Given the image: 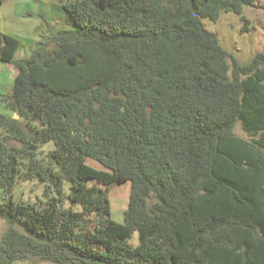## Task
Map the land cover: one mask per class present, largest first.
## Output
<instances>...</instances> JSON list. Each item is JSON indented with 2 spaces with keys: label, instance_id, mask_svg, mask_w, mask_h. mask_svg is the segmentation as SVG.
<instances>
[{
  "label": "trees",
  "instance_id": "16d2710c",
  "mask_svg": "<svg viewBox=\"0 0 264 264\" xmlns=\"http://www.w3.org/2000/svg\"><path fill=\"white\" fill-rule=\"evenodd\" d=\"M256 1L57 0L63 27L20 57L0 33V264H264V51L241 64L202 22ZM30 178L44 198L14 199Z\"/></svg>",
  "mask_w": 264,
  "mask_h": 264
},
{
  "label": "rangeland",
  "instance_id": "374dc122",
  "mask_svg": "<svg viewBox=\"0 0 264 264\" xmlns=\"http://www.w3.org/2000/svg\"><path fill=\"white\" fill-rule=\"evenodd\" d=\"M26 8L28 7L26 6ZM58 8L59 7H57V9ZM243 15L247 20L246 23L241 20L238 15L229 12L222 13L216 21L202 19L205 28L216 33L220 44L241 64L247 63L256 52L264 51V0H257L253 6L245 7ZM64 16L63 11L62 17H58L57 21L51 20L48 17H38V19L42 22L40 30L44 31L46 35L48 32L55 31L63 27ZM1 21L2 19L0 18V22ZM24 26L25 27L21 24L12 22L4 24V27H6L8 31L15 34L26 32L28 27L27 25ZM23 53L24 49L23 47H20L16 52L15 57H20ZM228 61L230 63V58ZM15 73L16 69L14 65L0 63V100L2 95H7L11 92L12 81ZM0 112H7V109L2 101H0ZM234 132L241 137L249 138V135L242 129L239 122L236 123ZM52 149L53 142L48 140L41 144L39 155L43 156ZM86 163L97 169H102V166L92 158H87ZM65 187L67 189V183L65 184ZM108 187L110 190L109 199L111 204V218L122 223L124 220L123 212L126 208L128 200L129 182L113 183L108 185ZM10 193L14 199L36 202L44 198V185L37 178L23 180L18 179ZM4 199L5 196L0 188V203L3 202ZM73 208L77 210L80 209V206L74 205ZM6 228L7 223L0 218V236ZM129 242L133 245L137 244L136 232L132 233L129 238ZM32 261L33 262L16 261L12 264H52L48 262L35 263V260Z\"/></svg>",
  "mask_w": 264,
  "mask_h": 264
},
{
  "label": "crops",
  "instance_id": "0c3cea01",
  "mask_svg": "<svg viewBox=\"0 0 264 264\" xmlns=\"http://www.w3.org/2000/svg\"><path fill=\"white\" fill-rule=\"evenodd\" d=\"M57 7L59 8L57 9ZM60 7V3L54 0H4L0 4V18L2 19L0 33L17 37L21 42L20 47L24 49L21 56H27L30 53V47L42 36H45V32L40 30L42 22L38 17H48L57 21L58 17H62L63 9ZM10 22L21 24L23 27L27 25V31L21 34L8 31L4 24ZM52 32H48V34Z\"/></svg>",
  "mask_w": 264,
  "mask_h": 264
},
{
  "label": "water",
  "instance_id": "95a60500",
  "mask_svg": "<svg viewBox=\"0 0 264 264\" xmlns=\"http://www.w3.org/2000/svg\"><path fill=\"white\" fill-rule=\"evenodd\" d=\"M13 116H14V118H18V115L17 114H14Z\"/></svg>",
  "mask_w": 264,
  "mask_h": 264
}]
</instances>
